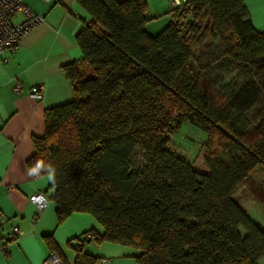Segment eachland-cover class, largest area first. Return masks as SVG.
Returning <instances> with one entry per match:
<instances>
[{
  "label": "trees",
  "instance_id": "16d2710c",
  "mask_svg": "<svg viewBox=\"0 0 264 264\" xmlns=\"http://www.w3.org/2000/svg\"><path fill=\"white\" fill-rule=\"evenodd\" d=\"M76 2L89 20L81 63L62 68L73 100L45 111L27 162L56 169L59 224L86 214L103 229L75 239L74 264L99 263L89 243L137 250L136 264H264V228L235 200L264 168V34L245 0H186L156 35L143 0ZM207 39L225 40L214 68L194 65ZM182 122L208 136L205 173L168 150Z\"/></svg>",
  "mask_w": 264,
  "mask_h": 264
},
{
  "label": "crops",
  "instance_id": "0c3cea01",
  "mask_svg": "<svg viewBox=\"0 0 264 264\" xmlns=\"http://www.w3.org/2000/svg\"><path fill=\"white\" fill-rule=\"evenodd\" d=\"M143 1L148 34L156 35L173 22L167 0ZM23 2L41 20L13 53L0 54V264H43L49 253L74 264L75 239L89 231L101 236L103 229L86 214H72L59 224L50 200L52 183L29 177L26 169L35 153L32 139L44 135L45 111L73 100L62 68L81 63L75 39L89 15L76 0ZM245 7L252 26L264 34V0H245ZM37 86L43 87L41 101L30 97ZM34 195L48 200L40 212L29 201ZM15 227L21 235L10 241ZM83 252L98 264H136L140 254L111 243H89Z\"/></svg>",
  "mask_w": 264,
  "mask_h": 264
},
{
  "label": "rangeland",
  "instance_id": "374dc122",
  "mask_svg": "<svg viewBox=\"0 0 264 264\" xmlns=\"http://www.w3.org/2000/svg\"><path fill=\"white\" fill-rule=\"evenodd\" d=\"M169 6V0H167ZM169 8V7H168ZM168 17H171L170 15ZM155 32V30L153 31ZM222 42L207 39L199 48H194V65L207 66L214 68L216 60L223 58ZM196 61V62H195ZM220 74H215L212 79H218ZM240 83V79L234 75L228 76L225 83ZM208 136L193 125L182 122L178 125L176 131L168 145V150L177 157L185 160L189 165L199 172H206L204 166V156L207 150ZM136 162L141 163L140 152H136ZM235 200L246 212L247 216L264 228V168L256 169L246 182H244L235 194Z\"/></svg>",
  "mask_w": 264,
  "mask_h": 264
},
{
  "label": "built area",
  "instance_id": "2783aa9c",
  "mask_svg": "<svg viewBox=\"0 0 264 264\" xmlns=\"http://www.w3.org/2000/svg\"><path fill=\"white\" fill-rule=\"evenodd\" d=\"M49 1V0H41ZM171 13L174 10H179L186 0H169ZM40 18L36 16L23 2V0H0V54L13 53L21 37L30 29L35 27L40 22ZM184 25V21L179 22ZM32 99L41 101L43 98V87L37 86L30 95ZM33 197H37L33 200ZM30 203L35 205L38 211H42L47 205V199L42 195H34L29 199ZM21 235L17 227L11 230L8 237L10 241H14L16 237ZM86 240H90L87 235ZM82 245H77V249H81ZM105 263L106 261H102ZM43 264H63L61 259L52 253H49Z\"/></svg>",
  "mask_w": 264,
  "mask_h": 264
},
{
  "label": "clouds",
  "instance_id": "9594fccd",
  "mask_svg": "<svg viewBox=\"0 0 264 264\" xmlns=\"http://www.w3.org/2000/svg\"><path fill=\"white\" fill-rule=\"evenodd\" d=\"M179 2V0H177ZM27 175L32 178L42 179L46 177L47 181L53 185L56 183V169L51 163H45L42 159H37L34 164L27 167ZM37 197H33L36 200Z\"/></svg>",
  "mask_w": 264,
  "mask_h": 264
}]
</instances>
